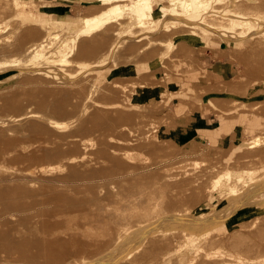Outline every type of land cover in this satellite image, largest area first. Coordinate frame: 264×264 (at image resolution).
Listing matches in <instances>:
<instances>
[{
  "label": "rangeland",
  "instance_id": "1",
  "mask_svg": "<svg viewBox=\"0 0 264 264\" xmlns=\"http://www.w3.org/2000/svg\"><path fill=\"white\" fill-rule=\"evenodd\" d=\"M49 1L55 4L37 7L35 10L37 12L41 8L51 16L57 14L59 10L64 12L68 22L62 27H56L55 30L73 32L75 27H80L89 3H78L77 0ZM12 5L11 0H0V20L5 19L10 22L8 31L0 39V54L17 53L25 57L28 46L41 41L42 36L47 35L48 32L37 28L40 27L38 20L31 18L28 19L30 23L25 27L21 25V22L12 15L10 10ZM247 10L252 15H247ZM240 14L241 17L233 16L232 18L231 15L229 17L226 15L221 18L222 20L212 16L211 21H208L212 23L221 21L222 25H232L233 31L235 28L245 30L246 34L241 40H237L238 38L233 35L230 36L231 34L226 36L222 35L224 32H212L201 26L197 27L196 22H193L188 29L177 27L176 24L179 21L181 24L183 20L176 21L169 17L164 18L161 23L163 25L167 21L173 27L175 26L169 31H165L164 28L151 30L140 27L127 32L122 29L117 30L113 24H108L106 28L84 39L76 47L73 59L79 62L72 61L66 67L70 71L80 72V81L73 85L67 84L66 75L60 73L59 67L49 60L40 63L39 67L31 66L24 69L17 66L0 72V81L6 85L4 88L0 82V118H5L6 113H15L18 116L31 111L32 117L24 120L25 117L22 115L23 121L20 122V119L18 122H11L9 117H6L9 121L7 124L0 121V164L10 162L12 164L10 167H19L21 170H24L27 164H18L19 161L43 165L42 163L46 160H57L56 157L47 159L46 155L81 152L79 145L83 142L81 138L86 135L85 128L88 127L84 121L91 123L97 119L98 113L101 115L102 123L99 125L101 130L96 136L99 147L94 150L104 157L115 149V146H121L123 143L122 139L117 138L119 130L126 129L119 119L122 115L121 108L130 113L141 110L153 113L160 118H171L170 125L159 130L160 138L171 137L170 132L175 128V120L187 114L196 112L205 114L207 111H213L220 122V115L228 119L238 113L242 114L239 121L225 122L227 132L220 134L223 136L228 135L234 124L241 126L239 133H232L229 144L216 141L214 145L207 143L191 148L184 147L178 142L167 141L161 161L174 157L176 164L168 178L164 177L166 174L164 176L156 174L160 178L143 179L138 182L93 184L84 185L82 188L60 186L58 201L54 198L48 199L49 204L46 208L49 210L43 212L40 222L34 223L41 232L16 240L19 251L15 257L8 259L11 264H68L74 259L101 255L105 251L112 254L110 250L118 231L132 219H141L145 212L151 215L162 209L183 211L184 215L193 216L192 221L200 214L207 225L212 223L213 226L208 227L206 236L200 237L190 235V229L184 226H170L169 230L175 234L165 238L163 243L156 247L162 249L175 246L176 248L155 264H260L256 257L264 250V208L253 206L241 210L238 216L246 215L245 220L241 222L228 220L227 222L223 219L214 220L227 214H213L211 201L206 203L201 200L205 184L209 183L211 178L222 169L241 171L240 187L259 183L255 193L258 194L264 190V145L258 149H248L240 145V142L247 143L249 137L253 136L252 133H255L252 128L264 121V105L250 102L264 97V90H261L264 88V32L260 33L258 28L253 27V23L258 21L253 19V16L264 15V0H260L258 5H242ZM172 21L175 22L172 23ZM28 26L36 27L35 29L30 27L33 30H29ZM193 30L201 35L200 39L189 38L188 33ZM6 36L8 39L4 42ZM171 37H176L173 50L168 54L169 56L161 58L170 44L167 40ZM119 38L126 40L118 49L113 50L111 43ZM202 39H208L209 44L206 45ZM125 44L126 46L122 47ZM221 49L225 50L222 52ZM207 51L211 52L213 58L227 60L234 66V70L226 79L235 77L231 82L233 87L228 90L214 89L217 91L214 94H218L219 91V95L238 99L240 104L233 103V106L229 107L228 101L225 100L220 104L221 107H217L212 102L208 103L206 96H203V90H209L207 87L193 86L191 90L189 85L184 84L203 85V79L211 72L210 68H207L204 63L205 67H203L200 62ZM47 53L51 55V52ZM121 70L139 74L143 86L150 87V98H146L148 94L141 98L140 89L124 90L123 83L116 84L101 91L99 99L97 96L95 100H92L95 103L100 102V105L89 109V115L85 118L82 114L87 111L83 106L86 100H82V97H85L86 91L91 89L93 83L103 84L110 80L108 77L111 78ZM52 71L59 72V75H54ZM110 71L111 73L106 76ZM14 73L12 80H5L8 75ZM91 74L95 75L93 82L87 77ZM239 74H242L241 82L243 83L240 91L237 90L239 82L235 80ZM121 79L122 77L119 78ZM124 79L126 80H122L127 81L129 78ZM222 83L223 81L219 84ZM258 90L260 93L257 92ZM182 97L188 99L193 97V101L198 106H195L194 110L191 108L192 111L187 109L183 115H171V110L177 107ZM107 104H113V107L108 115H104V112L108 110ZM164 104H169L171 109L165 114H157L158 109ZM36 112L39 114L35 116ZM53 115L57 120L68 123L77 120L78 125L69 124L63 132L64 130L48 124L50 116L53 117ZM251 115H257L260 120ZM17 118L14 117L13 120ZM154 147L155 144L151 139H145L138 144V148L149 152L153 151ZM257 151L262 154L257 155ZM214 152L217 154L211 155ZM237 153H239L238 156ZM22 154L28 156L17 157ZM205 154L211 157H205ZM194 159L200 163L192 164ZM112 167L116 165L99 164L96 168L101 172ZM251 171H253L250 173L252 178L247 179ZM78 174L81 178L86 175ZM87 175L93 177L92 174ZM132 183L139 185V188H132ZM147 187H154L153 196L139 198V192L146 193ZM254 215L258 218L253 221L250 218ZM18 225L30 227V223ZM194 238L201 241L194 245L200 248L201 252L189 254L187 244ZM217 247L222 248L224 252H215ZM180 252L185 258L181 257ZM115 254L122 255L120 252ZM188 257H193L191 262ZM121 259L122 263L127 260L125 256Z\"/></svg>",
  "mask_w": 264,
  "mask_h": 264
},
{
  "label": "bare ground",
  "instance_id": "2",
  "mask_svg": "<svg viewBox=\"0 0 264 264\" xmlns=\"http://www.w3.org/2000/svg\"><path fill=\"white\" fill-rule=\"evenodd\" d=\"M79 2L89 3L86 7V12L83 15V21L80 27H75L73 32L66 30H55L56 27H62L67 24L65 16H48L41 8L36 12L37 7L47 6L53 4L49 0H11L13 3L11 12L14 18L21 22V25H27L30 22L29 18L38 20L40 27L47 31L48 34L42 36V40L34 42L27 48L26 56H19L17 53L13 54H0V72L13 68L22 67L28 69L31 66L39 67L40 63L49 60L59 67L60 73L66 75L68 78V85H73L80 81L79 71H70L66 67L71 64L72 61L79 62L77 59H73V54L76 47L80 42L86 38L92 37L98 31L103 30L109 24H113L114 27L119 30L130 31L134 28H147L151 30H157L164 28L165 31H169L174 28L172 24L164 23L161 25L164 18L178 21L183 20L181 24H176L177 27L189 28L193 22L197 23V27L212 31V32H224L222 35L231 34L235 36L237 40L243 39L246 31L237 29L232 25H222L219 22H210V17H215L217 20L228 15L241 17L240 9L242 5H258L260 0H77ZM55 4V3H54ZM53 4V5H54ZM77 6V5H76ZM79 7V5L77 6ZM60 11V10H59ZM247 15H252L247 10ZM253 19L258 20L253 23V27L258 28L260 33L264 32V15L253 16ZM32 20V21H33ZM210 20V21H208ZM262 20V21H261ZM35 21V22H36ZM261 21V23H259ZM175 21H172V23ZM9 21L5 19L0 20V39L5 35V32L9 29ZM35 29L34 26H30ZM29 26V30L31 29ZM27 28V27H26ZM31 29V30H33ZM28 30V29H27ZM257 30H253L257 32ZM195 30L188 33L189 38L200 39L201 35H198ZM30 32V31H29ZM236 33V34H235ZM264 34V33H263ZM9 37V36H8ZM4 42L7 41V36L4 38ZM126 39H116L111 43V48L118 49V47L124 43ZM206 45L209 44L208 39H202ZM170 43L167 46L165 53L161 58L169 56L173 50V45L176 43V37H171L167 40ZM180 41H178L179 43ZM52 47V49L50 47ZM126 46L125 45H122ZM222 52L225 49H221ZM47 52H51V55ZM226 53V51H224ZM223 53L224 55H226ZM58 62V63H56ZM201 62V61H200ZM47 64V62H45ZM38 65V66H37ZM144 67L143 65H140ZM26 67V68H25ZM85 67V66H84ZM45 69V68H43ZM47 71V70H45ZM54 75H59V72L52 71ZM108 72L106 74L109 75ZM14 74L7 76L5 80H12ZM87 75V74H86ZM91 82L95 78L94 74L88 75ZM118 77V78H117ZM127 77V81H123ZM74 78V79H73ZM107 82L97 85H92L89 91H86L85 97H82L84 102L85 112L83 116L86 118L89 115V109L97 107L100 102L95 103L96 97H99L101 91L106 88H110L116 84H124L123 89H140L142 91L141 98L145 94L149 93L150 87H144L142 79L139 74L131 73L130 71H118ZM115 78V79H114ZM235 78V77H234ZM234 78L224 86H212L207 87L208 91L203 90V96H206L208 103H213L217 107H221V103L225 100L228 101L229 107L233 106V103L240 104L238 99L226 98L222 95L214 94L217 91L214 89L219 88L231 89L233 86L231 82ZM118 79V80H117ZM242 74H239L235 79L236 82H240ZM4 80V81H5ZM1 82V81H0ZM3 84V81L1 82ZM261 84V83H260ZM4 85V84H3ZM6 85H4V88ZM3 88V89H4ZM152 88V87H151ZM2 89V88H1ZM2 89V90H3ZM261 90H264L262 88ZM259 92V90L257 91ZM205 93V94H204ZM260 93V92H259ZM167 94V93H166ZM164 94V96L166 95ZM139 98V97H138ZM151 98H156L151 96ZM164 98V97H163ZM162 98V99H163ZM166 98V97H165ZM137 100V99H135ZM139 101V100H137ZM164 99L162 100V102ZM255 103H261L264 105V97L256 99ZM108 106V107H107ZM198 106L194 101L190 99L181 98L177 107L171 110V115H183L187 109ZM107 109L104 115L109 114V110L112 109L113 104L106 105ZM122 115L119 117L120 121L126 126V129H120L117 138L122 139L121 146H115V149L106 156L98 155L95 152V148L99 147L97 141V134L101 130L99 125L102 123L100 113L97 114V119L91 123H84L89 127L85 128L86 135L81 138L83 142L79 145L81 152L75 153H62L55 155H46L47 159L56 157L57 160H46L42 164L36 162L19 161L18 164H27L24 170L18 168H12L10 162H3L0 164V264H11L8 261L10 257H15L19 251L16 240L18 238H27L36 233H40V228L34 224L40 222L43 217V212L49 209L46 206L49 204L48 199L54 198L58 201V195L60 186L63 188L76 187L82 188L84 185H97V184H119L125 182H138L143 179H155L158 174H161L165 178L170 174L172 169H175V158L171 157L166 161H161L162 152L166 149L167 141H174L172 137L160 138L158 132L161 128L170 125L171 118H160L154 116L153 113H147L145 111L136 110L134 112H128L124 109H120ZM192 111V109H191ZM26 114V115H25ZM36 112L34 115H38ZM21 115V117H19ZM31 116V111H27L24 114L15 115V113H6L5 118H0L1 123L7 124L8 117L11 122L23 121ZM7 117V118H6ZM11 117V118H10ZM18 117L17 120L13 118ZM49 125L58 127L59 130L66 131V126L78 125V121L66 122L63 120H57L55 116H50ZM165 132L167 130H164ZM253 136L249 137L247 143H241L242 147L252 149L264 145V127L259 129H252ZM145 139H151L155 144L153 151L149 152L143 148H138V144ZM247 140V139H246ZM65 147V146H64ZM195 151V150H192ZM199 151V150H198ZM203 151V150H200ZM200 153V152H197ZM214 152L211 155H216ZM262 154L257 151V155ZM239 153H237V156ZM27 154L18 155L17 157H26ZM205 157L208 154H205ZM200 161L194 159L192 164L198 165ZM99 164L112 165L116 167L107 168L104 171L99 172L96 167ZM14 167V166H13ZM156 168V169H155ZM155 169V170H154ZM20 171V172H19ZM19 172V174H16ZM241 171L237 169L227 170L222 169L218 171V174L211 178L209 183L204 186V193L202 195L203 201L212 203L211 212L213 214H227L220 216L216 219H223L228 222H241L245 220V216H238V212L250 207L264 208V190L261 193L256 194L259 183L255 185L240 187ZM253 171L249 172L247 179H251ZM78 173H84L81 178ZM87 174H92L93 177ZM157 174V175H156ZM156 175V176H154ZM250 175V176H249ZM162 178V177H161ZM258 181V180H257ZM48 184V186H47ZM52 184V185H50ZM132 188H139V185L132 183ZM146 193L139 192V198L142 196H153L154 187H147ZM251 193V195H250ZM257 195V196H255ZM215 198V199H214ZM170 213V214H169ZM261 213V211L259 212ZM257 215V214H256ZM254 215L251 220H256L258 217ZM146 218V220H144ZM199 214L197 219L193 220V216L184 215L183 211L178 210H158L155 214H142V218H134L126 224V226L118 231L117 238L112 245V252H104L101 255L84 256L80 259H74L68 264H155L165 258V255L171 252L175 246L170 248H157L164 239L175 234L169 229L170 226L181 225L190 229L193 236H206L208 233V227L213 224H206V220L201 219ZM144 220V221H142ZM20 223H30L29 228L21 227ZM201 241L194 238L188 242L189 254L200 253V248L194 246ZM158 245V246H157ZM157 246V247H156ZM156 248V249H155ZM154 249V250H153ZM170 250V251H169ZM156 253H154V252ZM122 253L121 256L115 253ZM215 252H224L220 247L215 249ZM182 252L180 255L182 257ZM126 257L125 262H121L122 257ZM184 256V255H183ZM185 258V257H182ZM190 262L193 257H188ZM260 264H264V250L261 251V255H258Z\"/></svg>",
  "mask_w": 264,
  "mask_h": 264
},
{
  "label": "crops",
  "instance_id": "3",
  "mask_svg": "<svg viewBox=\"0 0 264 264\" xmlns=\"http://www.w3.org/2000/svg\"><path fill=\"white\" fill-rule=\"evenodd\" d=\"M46 14V12H43ZM48 15V14H46ZM64 16V12L59 11L55 16ZM51 16V15H48ZM203 67L210 68L211 72L208 73V76L203 79V85L202 84H194V83H184L186 85H189L190 89H193V86H202V87H211L217 85L218 87L224 86L225 83L230 82L232 80H226L229 78L230 73L234 70V66L227 60H217L213 58L210 51H207L206 55L203 57V60H200ZM205 66H204V64ZM225 80V81H224ZM222 84H219L222 82ZM215 84V85H213ZM242 82H239V87H237V90H241ZM246 84V83H245ZM146 98H150V94L146 96ZM183 98V97H182ZM184 99H188L185 98ZM190 100L193 101V97L190 98ZM240 100V99H239ZM197 103L199 101H196ZM171 109L169 104H164L161 108L158 109L157 114H165ZM163 112H160V111ZM242 114L238 113L234 117H230L228 119H225L223 115L221 116V122L217 116V114L213 111H207L205 114H202L200 112H196L193 114H187L179 119L175 120V128L171 130V137L175 139L178 144L184 146V147H198V145L201 144H212L214 145L216 141L218 142H231V135L233 132H240L241 126L239 124H234L233 127L228 132L227 136H223L220 134H223L226 131V121H229L230 123L239 121ZM259 118L257 115H251ZM234 118V119H233ZM262 119V117H261ZM260 120V118H259ZM264 127V121L261 124H258L255 128L252 129H259ZM242 145V144H240ZM238 146V145H237ZM239 147V146H238Z\"/></svg>",
  "mask_w": 264,
  "mask_h": 264
}]
</instances>
